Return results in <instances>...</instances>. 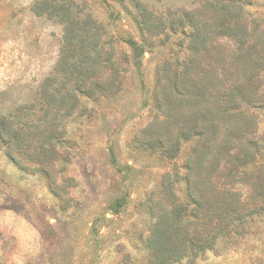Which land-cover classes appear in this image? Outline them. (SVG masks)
I'll return each instance as SVG.
<instances>
[{"label": "rangeland", "instance_id": "1", "mask_svg": "<svg viewBox=\"0 0 264 264\" xmlns=\"http://www.w3.org/2000/svg\"><path fill=\"white\" fill-rule=\"evenodd\" d=\"M207 2L0 0V117L15 129L28 125L30 134L49 119L44 81L54 78L65 23L47 7L90 16L103 48L96 88L67 86L79 104L56 123L55 155L33 136L13 151L0 139V264H150L154 227L173 223L177 202L192 209L212 189L238 202L245 225L174 264H264L254 179L264 174V0L242 1L245 32L211 35L194 71L224 98L217 115L171 83L192 59L188 14L200 21ZM246 153L253 163L239 168Z\"/></svg>", "mask_w": 264, "mask_h": 264}, {"label": "trees", "instance_id": "2", "mask_svg": "<svg viewBox=\"0 0 264 264\" xmlns=\"http://www.w3.org/2000/svg\"><path fill=\"white\" fill-rule=\"evenodd\" d=\"M242 1L208 0L203 11L199 14L200 21L195 20L192 13L188 14V21L192 23L194 30L191 49L192 59L182 73L176 74L175 81L171 78V83L176 94L181 91L185 94L188 93V102H192L190 96H195L197 100H208L211 108L204 112L206 114H212L214 111V115H217L219 109L222 107L226 109L225 102H223L224 98L220 99V96H214L215 94L211 92L212 86H206V83L198 77L199 74L194 73V71L195 69L198 71L200 64L204 61L203 58L205 57L202 53L209 52L208 46L211 42V35H215L216 38H233L239 33L245 32ZM47 11L50 17H57L61 23H65L63 46L53 73L54 78L50 77L44 81L42 98L48 107L46 116L49 119L42 121V128L35 126V132L32 130V133L29 134L32 127L26 125L25 128L18 127L15 129L13 123L0 117V139L8 144V149L11 151H13L12 144L19 149L18 146L27 141V136H33V138H37L41 149L46 147L48 153L51 152L52 155H55V143L59 139L53 132L57 127L56 123L61 117L72 116L79 104L78 96L75 92H70L67 86L76 87L78 90L86 88L94 80L96 70L101 65L99 62L100 54L103 53V48H99L101 33L98 32V28L91 21L90 16L86 17L85 20L71 19L70 10L61 5H50L47 7ZM127 45L138 59L140 55L136 44L127 42ZM109 62L108 60L106 65ZM57 76L61 79L60 86L62 88L60 90L53 89L55 83L59 82ZM204 76L206 77V74ZM90 84L93 86V89L90 88V90H94V87L97 86L96 82ZM79 93L84 94L85 92L80 91ZM94 93L95 91L88 92L86 97H94ZM216 106H218L217 109H215ZM222 113L224 114L226 111H222ZM37 157L40 156L37 155ZM235 159L237 161L239 156ZM250 159V154L246 153L243 156V161L238 162L239 168L246 169L248 165L253 163ZM232 169L228 172L227 179H235V176L238 175L239 171ZM190 174L191 171L189 170L188 179ZM254 179L260 188L256 199H261L264 202L263 172H260V176ZM211 192L212 197L210 199H207L206 202H193L192 209L183 202L181 206L175 202L177 206H174L173 223L163 220L162 224L160 222L154 227L148 239L147 248L151 258L150 264H174L180 259L179 257L184 256L181 254L182 251L185 252L188 248L207 250L215 245L220 237H228L232 231L245 225L246 217L240 212V208L238 209V202L228 203L226 195L220 194L214 189ZM222 197H225V200Z\"/></svg>", "mask_w": 264, "mask_h": 264}]
</instances>
